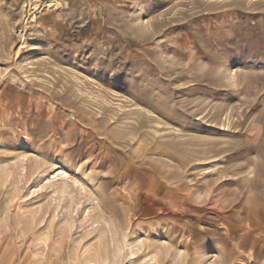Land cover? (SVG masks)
Returning a JSON list of instances; mask_svg holds the SVG:
<instances>
[{
    "label": "rangeland",
    "instance_id": "374dc122",
    "mask_svg": "<svg viewBox=\"0 0 264 264\" xmlns=\"http://www.w3.org/2000/svg\"><path fill=\"white\" fill-rule=\"evenodd\" d=\"M0 264H264V0H0Z\"/></svg>",
    "mask_w": 264,
    "mask_h": 264
},
{
    "label": "bare ground",
    "instance_id": "6f19581e",
    "mask_svg": "<svg viewBox=\"0 0 264 264\" xmlns=\"http://www.w3.org/2000/svg\"><path fill=\"white\" fill-rule=\"evenodd\" d=\"M40 2V1H39ZM38 7V5H36V7H35V9L37 10V11H39L40 10V8H37ZM40 7H42V5H40ZM50 7L51 6H49V4H47L46 6H45V8H49L50 9ZM26 41V40H25ZM24 46V45H23ZM21 51H22V49H21Z\"/></svg>",
    "mask_w": 264,
    "mask_h": 264
}]
</instances>
